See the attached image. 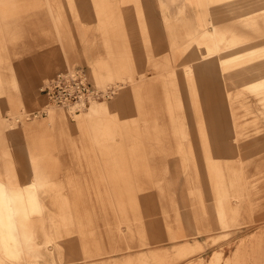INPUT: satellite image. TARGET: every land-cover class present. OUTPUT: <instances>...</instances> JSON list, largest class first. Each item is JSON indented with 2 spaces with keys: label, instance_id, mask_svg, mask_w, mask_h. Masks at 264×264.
<instances>
[{
  "label": "rangeland",
  "instance_id": "rangeland-1",
  "mask_svg": "<svg viewBox=\"0 0 264 264\" xmlns=\"http://www.w3.org/2000/svg\"><path fill=\"white\" fill-rule=\"evenodd\" d=\"M257 40L264 0H0V180L36 203L18 216L26 260L0 246V264H264V51L205 54ZM73 68L115 90L99 111L47 104Z\"/></svg>",
  "mask_w": 264,
  "mask_h": 264
},
{
  "label": "bare ground",
  "instance_id": "bare-ground-1",
  "mask_svg": "<svg viewBox=\"0 0 264 264\" xmlns=\"http://www.w3.org/2000/svg\"><path fill=\"white\" fill-rule=\"evenodd\" d=\"M196 23L200 22L201 24L203 23V17H200L199 20L196 18L195 20ZM195 23V24H196ZM200 24V25H201ZM207 24H204L203 27V31L206 29V31L204 32L205 34L201 33L199 36L200 38H204V36L207 37V29L208 27L206 26ZM199 27H195L194 32H190L191 36H195L196 33H198V29ZM186 31V30H185ZM203 36V37H202ZM200 38L198 37V47L200 48V45L202 44L200 40ZM189 39V38H188ZM260 40H257L256 42H245L242 44H237L235 45L231 50L228 51H221V49H217L215 51H205L206 57L209 59H214L215 58V63H210L209 66L211 65L212 67L215 66H219V68H222L224 66H226L228 63L233 62V63H238L242 60H245V58L250 57V56H255L256 54H258L261 51H264V45H261L259 43ZM203 47V46H202ZM201 47V48H202ZM248 59V58H247ZM207 62V61H206ZM209 63V62H208ZM227 63V64H226ZM218 68V67H217ZM203 68H201L202 70ZM203 73L207 76V74H209V72H206L205 70H202ZM199 70L196 69L194 70V74H198ZM194 75V76H195ZM221 79L220 80H214L212 77L214 76L213 74L208 75V77L210 78V82H209V88L211 89L210 93L211 95L213 94L214 96L220 94V97L222 99V95H224L225 93L228 94L229 91L227 90L226 87V82H225V78H224V73H221ZM197 76V75H196ZM197 83V82H196ZM251 86H254L255 90L257 89V91H261L264 88V79L263 80H257L255 83L250 84ZM250 89V88H249ZM245 90H247L245 88ZM244 90V91H245ZM253 91V90H251ZM247 92V91H246ZM250 92V90H249ZM230 95V94H229ZM237 95V94H235ZM233 95L231 94L230 97H232ZM238 96V95H237ZM236 96V97H237ZM212 97V96H211ZM210 97V98H211ZM219 97V96H218ZM229 97V96H228ZM235 97V98H236ZM241 98V97H240ZM220 99V98H219ZM229 99V98H228ZM231 99V98H230ZM239 99V98H238ZM214 97L210 100L212 103L214 102ZM217 100V99H216ZM237 100V99H234ZM17 102V101H16ZM48 104V101H47ZM18 105V104H17ZM98 103L97 102H92L91 104H89V110H92L94 113L99 111L98 107ZM215 105V104H214ZM224 105V104H223ZM91 106V107H90ZM225 106V105H224ZM213 107V106H212ZM221 108V107H220ZM225 110V109H224ZM223 110V111H224ZM215 111V110H214ZM83 112V111H80ZM77 113V112H76ZM223 113V112H222ZM80 115V114H78ZM221 115V114H220ZM219 117V116H218ZM220 118V117H219ZM224 118V117H223ZM222 119V118H221ZM1 120V119H0ZM221 122V121H220ZM223 123H221L222 125ZM32 130V129H31ZM24 131V130H23ZM223 132H225V134L230 133L229 130H224ZM214 136V135H212ZM16 139V138H15ZM48 139V138H47ZM31 148V147H30ZM39 158V157H38ZM212 163V162H211ZM210 165V164H209ZM211 166H213L214 168H218L219 165L217 164H211ZM212 167V168H213ZM214 171V170H213ZM217 171V169H216ZM218 172V171H217ZM209 176V175H208ZM220 177V176H219ZM218 177V178H219ZM226 178V177H225ZM210 179V178H209ZM223 182L226 179H224L223 175H221L220 178ZM221 184V183H220ZM218 185L219 187L221 185ZM227 184V183H226ZM225 184V185H226ZM224 187V186H223ZM221 190V189H220ZM225 190V188H224ZM33 193L28 191L26 192L25 188L22 189L20 187H9L6 184H4L1 180H0V246H2L4 248V253L5 254H10V255H15L16 257H23L24 260H26V251H25V246L24 244L20 241L19 236L21 237V224H19V218L18 216H21L22 218H24L25 216L28 215L29 212V208H33L36 207V203L33 199ZM228 195L225 193H221L219 195V207H218V211L220 214V223L222 225V228H228L229 227V221L227 219V214H228V209L225 207V201L226 199H228ZM30 199L31 202H30ZM234 220V219H233ZM20 232V233H19ZM228 236V235H227ZM186 237V236H184ZM228 238V237H227ZM222 240H224L222 238ZM185 241V240H184ZM214 241V240H213ZM256 242V241H255ZM188 243V242H187ZM252 243V242H251ZM250 244V243H249ZM254 244V243H252ZM229 245V244H228ZM245 246V242L242 243V245L239 246V248L236 251V255L239 254V252L242 250V248ZM10 247H13L14 249H10ZM247 248V247H246ZM249 248V247H248ZM252 247H250L251 250ZM195 248L191 247L188 244H183L182 246H176V252L178 254H182L185 257L188 256H192L195 252ZM249 250V249H248ZM247 250V251H248ZM249 250V251H250ZM255 250V249H254ZM252 251V250H251ZM256 251V250H255ZM161 253V252H160ZM160 253H154V255H160ZM241 253V252H240ZM255 253V252H254ZM36 255V253H34ZM244 254V253H243ZM24 255V256H23ZM37 255L39 256H35V257H40V253H37ZM242 255V254H241ZM142 258H147L146 255L140 256ZM222 257V252L218 251L215 253L213 259H215L213 262H211L210 264H219V260ZM237 259V258H236ZM239 259V257H238ZM129 259L127 258L125 261H128ZM240 260V259H239ZM123 262L121 261H116L113 260L112 264H122ZM231 261L228 259L227 260V264H230ZM233 263V262H232ZM234 264V263H233Z\"/></svg>",
  "mask_w": 264,
  "mask_h": 264
},
{
  "label": "built area",
  "instance_id": "built-area-1",
  "mask_svg": "<svg viewBox=\"0 0 264 264\" xmlns=\"http://www.w3.org/2000/svg\"><path fill=\"white\" fill-rule=\"evenodd\" d=\"M41 92L49 105L77 113L92 102L108 100L115 94L113 88L103 90L93 87L87 72L79 68L60 72L45 84ZM42 115H46V112ZM36 116H39L38 113Z\"/></svg>",
  "mask_w": 264,
  "mask_h": 264
},
{
  "label": "crops",
  "instance_id": "crops-1",
  "mask_svg": "<svg viewBox=\"0 0 264 264\" xmlns=\"http://www.w3.org/2000/svg\"><path fill=\"white\" fill-rule=\"evenodd\" d=\"M194 13H195V12H194ZM250 31H251V30H250ZM250 31H249V32H250ZM252 32H253V30H252ZM246 34H247V33H246ZM58 74H59V73H58ZM56 75H57V74H56ZM56 75H55V76H56ZM55 76H53V78H54ZM51 79H52V78H51ZM41 94H42V93H41ZM37 113H38V112H37ZM37 113H35V114H37ZM15 154L20 155L19 158L22 157V154H21V151H20V150H19V151H16ZM25 170H26V169H25ZM26 173H27V172H26Z\"/></svg>",
  "mask_w": 264,
  "mask_h": 264
}]
</instances>
